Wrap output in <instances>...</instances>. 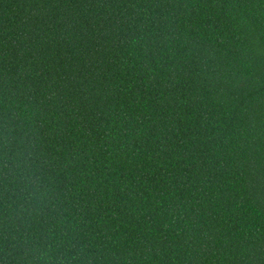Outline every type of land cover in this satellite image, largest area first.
I'll use <instances>...</instances> for the list:
<instances>
[{
    "label": "trees",
    "instance_id": "trees-1",
    "mask_svg": "<svg viewBox=\"0 0 264 264\" xmlns=\"http://www.w3.org/2000/svg\"><path fill=\"white\" fill-rule=\"evenodd\" d=\"M0 264H264V0H0Z\"/></svg>",
    "mask_w": 264,
    "mask_h": 264
}]
</instances>
